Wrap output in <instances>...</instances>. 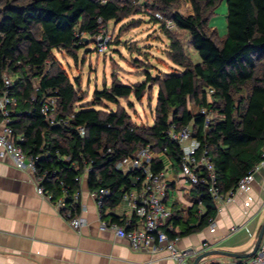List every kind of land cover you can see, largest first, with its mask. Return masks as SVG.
Masks as SVG:
<instances>
[{"label": "trees", "instance_id": "obj_1", "mask_svg": "<svg viewBox=\"0 0 264 264\" xmlns=\"http://www.w3.org/2000/svg\"><path fill=\"white\" fill-rule=\"evenodd\" d=\"M176 1L150 3L153 20L169 39L167 56L175 65L170 72L160 70L153 75L147 67L145 78L132 84L113 75L111 83L96 89L88 101L79 79L70 77L56 51L77 57L81 48H88L106 30L109 21L121 22L141 13L140 1L0 0V85L3 75H8L10 95L16 98L10 125L15 134L24 137V151L36 157V174H45L41 180L45 191L53 201L64 196L73 215L81 212L82 181L86 180L90 192L109 191L101 212L119 220L110 209L122 201L133 177L142 173L124 171L117 164L143 147L149 146L155 153L151 160L154 173L165 170L166 160L179 172L182 150L169 134L171 124L177 128L190 125L193 136L206 146L216 186L223 195L234 190L240 178L261 160L264 0H190L193 12L188 15L173 9ZM223 1L227 29L222 36L211 28L210 20ZM155 11L172 20L175 29L190 35L198 61L166 21L155 17ZM155 85L150 124L133 121L125 107L109 106L130 96L142 100ZM47 96H55L57 105L45 114L42 107ZM204 107L210 114L208 125ZM75 192L80 193L79 200H74ZM191 192L193 205L186 215L176 203L171 205L168 223L180 232L167 230L170 237L199 231L217 214L218 206L205 185H194Z\"/></svg>", "mask_w": 264, "mask_h": 264}, {"label": "crops", "instance_id": "obj_2", "mask_svg": "<svg viewBox=\"0 0 264 264\" xmlns=\"http://www.w3.org/2000/svg\"><path fill=\"white\" fill-rule=\"evenodd\" d=\"M165 163L169 185L165 201L170 207L176 203L186 215L193 205L192 187L168 160ZM81 192L85 205L81 215L88 224L75 230L54 202L37 192L32 173L16 167L10 155L0 157V264H180L165 251L134 250L125 238L100 230L98 207L86 180L82 181ZM199 209L202 214L204 207L200 205ZM110 211L119 219L135 218L133 206L126 200ZM214 218L213 231L208 225L180 236L178 246L188 251V264L209 249L246 252L253 247L264 220V168L255 172L247 189L236 191L230 202L221 204ZM205 241L209 247H203ZM224 259L237 262L235 257L215 254L203 258L200 264Z\"/></svg>", "mask_w": 264, "mask_h": 264}, {"label": "built area", "instance_id": "obj_3", "mask_svg": "<svg viewBox=\"0 0 264 264\" xmlns=\"http://www.w3.org/2000/svg\"><path fill=\"white\" fill-rule=\"evenodd\" d=\"M157 16L162 17L160 14ZM166 24L169 27L174 26L173 21L170 19L166 20ZM106 43L103 40L99 43V46L106 45ZM10 85V77L6 74L3 75L2 85H0V157L6 154L10 155L16 167L32 173L36 182L37 192L52 200V195L47 193L41 184V180L45 174L42 173L40 176L36 174V157L24 151L21 145L24 137L15 134L13 127L10 125V111L16 105V98L10 95ZM210 92H213V89H210ZM56 105L57 98L55 96H47L44 99L42 111L47 114L50 109L54 110ZM202 113L206 116V124L208 125L210 114L205 107L202 109ZM50 123H55L54 119H50ZM65 123L66 121L64 120L62 124ZM79 130L81 133H84L83 127H79ZM169 134L178 141L182 150L181 170L179 174L191 187L197 184L205 185L218 208L221 204L230 202L236 191L247 189L254 179L255 172L264 168L263 145L260 162L240 178L234 190L223 195L216 186L215 168L208 150L206 146H202L201 142L193 136L191 126L185 125L177 128L176 125L171 124ZM200 149L201 151L198 154ZM154 156L155 153L149 146H146L141 148L134 157L126 158L117 164V167L124 171L135 169L142 173V175L136 174L133 177L129 191H126L122 197V200L129 201L132 204L135 218L119 220L107 218L106 215L102 214L101 207L109 191L105 188H100L96 192H91L98 207V227L102 231L110 230L116 235L125 238L134 250L149 251L151 253L165 251L169 257L174 258L180 264H188L186 259L188 251L182 250L178 246L180 236L170 237L167 233V230L172 232L175 229L172 223H168V218L172 215V209L165 201L168 181L165 170L157 173L151 170V160ZM79 199L80 193L75 192L74 200ZM53 202L73 229L81 230L82 227L88 224L87 218L83 217L81 212L76 215L72 214L71 209L67 208L68 204L64 196ZM84 209L85 205L81 201V211ZM208 225L211 231L215 229L214 217H210ZM203 247H209V242L205 241ZM218 263L264 264V238L253 255L240 261L237 260V262L224 259Z\"/></svg>", "mask_w": 264, "mask_h": 264}, {"label": "rangeland", "instance_id": "obj_4", "mask_svg": "<svg viewBox=\"0 0 264 264\" xmlns=\"http://www.w3.org/2000/svg\"><path fill=\"white\" fill-rule=\"evenodd\" d=\"M139 1L142 4L141 13L121 22L109 21L106 30L96 36L88 48H81L77 52V57L74 58L63 51H56L57 58L70 77L79 79V87L84 92L86 100L93 99L96 89H102L104 84L109 85L113 75H117L125 83L132 84L145 78L147 67L155 75L160 70L170 72L175 66L167 56L169 39L160 23L153 20L154 11L150 7L153 0ZM173 9L184 15L193 12L190 0H177ZM226 13L227 5L223 1L210 20L211 28L217 29L222 36L227 29ZM158 14L162 15V12L155 11L157 19L167 20L163 15L162 17L157 16ZM167 27L183 41L193 60L198 61L200 57L193 49L190 35L185 31L175 29L174 26ZM103 40L107 43L100 47L99 43ZM156 95L157 85L151 91H146L142 100L130 96L120 99L119 105L109 103V106L112 108L125 107L133 121L150 124L153 122Z\"/></svg>", "mask_w": 264, "mask_h": 264}, {"label": "water", "instance_id": "obj_5", "mask_svg": "<svg viewBox=\"0 0 264 264\" xmlns=\"http://www.w3.org/2000/svg\"><path fill=\"white\" fill-rule=\"evenodd\" d=\"M263 236H264V220H263L261 227L259 229V232L257 234L256 241H255L253 247L249 251L235 252V251H227V250L213 248V249H209L206 251H202L201 253H198V255H196V257L194 258V260L192 261L191 264H199L203 260V258H205L209 255H215V254L228 256V257H236V258H241V259L247 258L256 252V250L258 249V247H259V245L263 239Z\"/></svg>", "mask_w": 264, "mask_h": 264}]
</instances>
